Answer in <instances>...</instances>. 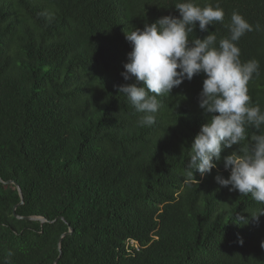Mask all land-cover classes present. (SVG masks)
<instances>
[{
    "label": "trees",
    "instance_id": "16d2710c",
    "mask_svg": "<svg viewBox=\"0 0 264 264\" xmlns=\"http://www.w3.org/2000/svg\"><path fill=\"white\" fill-rule=\"evenodd\" d=\"M177 2L0 0V264H264V214L253 218L264 204L216 182L230 175L223 159L185 182L208 122L205 76L158 97L152 126L118 91L131 83L125 31L179 16ZM196 2L219 3L225 17L209 32L197 24L190 40L230 35L233 12L253 25L237 44L242 62L259 63L247 87L264 111V0ZM255 134L247 127L222 158ZM237 213L250 222H233Z\"/></svg>",
    "mask_w": 264,
    "mask_h": 264
},
{
    "label": "clouds",
    "instance_id": "9594fccd",
    "mask_svg": "<svg viewBox=\"0 0 264 264\" xmlns=\"http://www.w3.org/2000/svg\"><path fill=\"white\" fill-rule=\"evenodd\" d=\"M179 16H164L154 23H146L143 29L125 31V38L132 50L121 73L125 81L118 86L130 105L142 113L140 126L156 123V114L161 105L158 97L167 96L185 80L191 81L203 74L199 107L208 118L201 126L190 148L188 177L194 172L211 174L217 162L223 159L228 178L217 174L216 182L221 187L231 186V191L242 195L251 194L254 201L264 204V111L253 105L248 94V83L254 74H259L256 60L241 61L237 42L246 33L254 30L241 14L233 12L226 25L230 35L217 41L214 33L205 38L189 39L198 24L200 31L209 32V25L223 23L225 12L219 3L200 6L196 0L177 2ZM256 30L260 25L255 26ZM254 127L258 134L240 154L238 149L222 158L225 148L241 145L246 139V128ZM264 214V210L258 212ZM233 222L247 225L248 217L237 213ZM243 241H241L242 243ZM264 247V242H261Z\"/></svg>",
    "mask_w": 264,
    "mask_h": 264
},
{
    "label": "water",
    "instance_id": "95a60500",
    "mask_svg": "<svg viewBox=\"0 0 264 264\" xmlns=\"http://www.w3.org/2000/svg\"><path fill=\"white\" fill-rule=\"evenodd\" d=\"M0 181H1V182H4L3 179H2L1 177H0ZM8 184H14V185L17 186V189H18L19 195H20V197H21V199H22V202H21L19 205H22V204H23V199H24V197H23V191H22L21 187H20L19 185H17L14 181H9ZM17 207H19V206H17ZM17 207H16V208H17ZM16 208H15V210H16ZM15 216H16L17 218H19V219H22V220L40 221L42 224L48 222V220H46V219H44V218H41V217H31V216H30V217H21V216L17 215L16 213H15ZM72 233H73V229H70L69 232H67V233H65V234L63 235V238L66 237V236L71 235ZM61 242H62V238H61L60 241H59V245H61ZM57 262H58V261H57ZM57 262H56V263H57Z\"/></svg>",
    "mask_w": 264,
    "mask_h": 264
}]
</instances>
